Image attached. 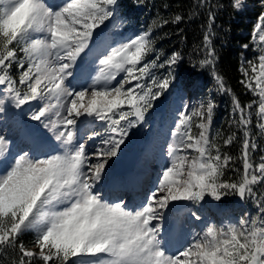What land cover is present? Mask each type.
Here are the masks:
<instances>
[{
  "label": "snow or ice",
  "instance_id": "6c2138e0",
  "mask_svg": "<svg viewBox=\"0 0 264 264\" xmlns=\"http://www.w3.org/2000/svg\"><path fill=\"white\" fill-rule=\"evenodd\" d=\"M117 4L0 0V85L17 108L43 102L30 118L52 132L62 149L43 156L27 150L14 153L10 140L0 135V255L12 253L16 258L11 264H264V204L257 218L225 227L209 225L186 247L176 252L169 247L164 222L177 207L173 202L198 204L205 196L220 200L230 192L251 198L254 186L264 184V157L258 165L252 161L250 151L256 145L247 131L240 157L243 171L235 182L224 179L233 158L222 147L231 145L234 136L223 145L211 138V102L206 109L180 114L168 148L171 161L140 205L101 194V181L109 179L106 166L122 153L130 129L145 122L175 82L172 71L159 77L153 69L164 65L147 60L154 51L150 32L104 46L105 22L114 17ZM242 6V0H235L234 7ZM259 40L264 44V35ZM209 56L214 58V53ZM180 59L179 53L173 54L169 69ZM14 65L23 70L18 79L11 74ZM251 73H244L248 79L242 83L259 98L256 115L264 129V52ZM81 77L91 83L77 89ZM216 79L227 90L223 79ZM234 105L238 123L246 129L252 105L247 112L236 99ZM96 121L104 122L107 135L94 132L88 137H100L93 161L80 140ZM193 127L198 129L195 134ZM187 150L196 155L179 154ZM191 215L201 220L196 212ZM27 233L34 234L31 248L23 242Z\"/></svg>",
  "mask_w": 264,
  "mask_h": 264
},
{
  "label": "trees",
  "instance_id": "16d2710c",
  "mask_svg": "<svg viewBox=\"0 0 264 264\" xmlns=\"http://www.w3.org/2000/svg\"><path fill=\"white\" fill-rule=\"evenodd\" d=\"M234 2L118 0L114 17L107 21L104 31L107 46L150 32L154 51L148 55L147 60L164 65L153 69L154 73L164 77L172 71L175 76V82L166 93L167 98L162 97V102L157 101L156 106L146 114L145 120L149 127L158 125L161 118H166L168 124L174 126L182 112L187 114L202 106L206 109L210 102L213 104L211 138L223 145L224 139L234 136L231 145L222 147V151L233 158L229 169L225 171L224 179L228 182L237 181L243 171L240 157L246 131L256 145L255 150L250 151L254 164L261 163V157H264V131L259 127L260 120L256 115L259 98L242 83L248 79L244 73L247 71L249 75L252 74V64L257 63V57L264 52L253 37L256 25L264 16V0H242L243 6L239 8L234 7ZM178 16L182 19L176 21ZM209 52L214 53V58L209 56ZM176 53H179L181 59L169 69L167 61ZM207 59L213 60V63H205ZM21 71L14 65L11 74L18 79ZM217 76L223 79L227 90H221ZM234 99L246 108V112L249 111L247 106L252 105L251 123L246 129L238 123L240 113L235 108ZM0 101L3 103V114L15 112L19 123L28 120L26 109L15 108L12 101L7 99L3 85H0ZM38 102L31 101L30 107ZM6 118L9 117L6 115ZM198 119L193 118L194 122ZM196 132L198 129L193 127V133ZM254 190L256 195L251 198H241L231 192L223 196L219 203L226 209L223 216L227 219L248 216L250 220L259 217V205L264 204V184L255 185ZM33 240V233H27L23 238L29 248ZM15 258L12 253L0 255V264H11Z\"/></svg>",
  "mask_w": 264,
  "mask_h": 264
},
{
  "label": "rangeland",
  "instance_id": "374dc122",
  "mask_svg": "<svg viewBox=\"0 0 264 264\" xmlns=\"http://www.w3.org/2000/svg\"><path fill=\"white\" fill-rule=\"evenodd\" d=\"M52 2L58 3L59 0H52ZM105 24L107 25V21ZM101 27L105 28L104 25ZM261 29H264V20L260 19L256 25L253 37L254 41L264 50V44L259 40V36L264 35ZM99 31L100 29H97V32ZM131 39L122 40L111 46H107L104 40L103 44L105 47H113L120 43L129 42ZM117 79L119 80L120 77H117ZM90 83V78L85 79L81 77L76 80L75 87L77 89L80 87H87ZM113 84H115V82H113ZM129 86L130 85H126V87ZM42 103V101H39L34 105L37 108H34V106L30 107L31 104L22 105L20 107V109H26L25 116L28 117V120L23 123H19V118L15 115V112H11L10 116V114L6 112L3 114V112L0 111V135H4L10 140V152L19 153L22 150H27L43 156L45 154H54L62 151L59 142L54 139L53 133L45 128L40 121H34L30 118L33 113L38 111ZM196 110L198 109L196 108ZM192 111H189L187 114H191ZM6 115L9 117L8 119ZM80 119L83 120L85 118L81 117ZM147 123L148 122L145 120L143 124L137 125L136 127H138L137 129L139 130H136V127L130 129L126 145L122 146V153L109 161L110 168L106 166L105 171L109 179L107 183L101 181V194L108 197L111 201H118L122 198L124 201L134 206L140 205L144 201L145 196L150 195L151 192L155 190L161 172L171 161V157L168 156V148L175 140L173 131L176 124H174V126L168 124L166 118H161L158 125L154 127H149ZM94 132L107 135V133H105L104 122L96 121L91 127L85 129L81 136L80 142L86 144V151L92 157L93 161L95 157L92 156V154L97 147L100 146V137L88 139ZM134 151H137L140 155L138 166L132 173L125 174L121 169L124 155L127 152ZM179 154H187L190 158L196 155L192 150H187L186 152L180 151ZM155 163H158L156 169H154ZM144 182L146 185L143 190L141 185H144L142 184ZM141 189L143 192L134 194L135 191L139 193L138 190ZM262 196H264V194ZM221 200H223V196L220 200H215L211 196H205L204 201L198 204L190 201L173 202L177 207L172 212L171 216L164 222V230L168 233V239L170 241L169 247L172 252L186 247L197 233H202L209 225L225 227L229 224H235L242 219L250 220L248 216L242 219H227L223 216L226 209L221 208L219 205ZM170 207H172V205H170ZM192 212H196L197 215H200L201 220H195L191 215Z\"/></svg>",
  "mask_w": 264,
  "mask_h": 264
},
{
  "label": "water",
  "instance_id": "95a60500",
  "mask_svg": "<svg viewBox=\"0 0 264 264\" xmlns=\"http://www.w3.org/2000/svg\"><path fill=\"white\" fill-rule=\"evenodd\" d=\"M139 160V153L137 152H127L124 155V161L122 163V169L125 173L132 172Z\"/></svg>",
  "mask_w": 264,
  "mask_h": 264
}]
</instances>
